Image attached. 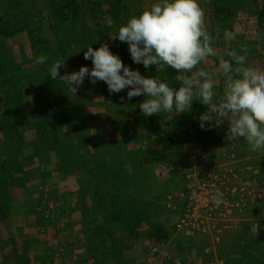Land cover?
Here are the masks:
<instances>
[{
	"label": "rangeland",
	"instance_id": "obj_1",
	"mask_svg": "<svg viewBox=\"0 0 264 264\" xmlns=\"http://www.w3.org/2000/svg\"><path fill=\"white\" fill-rule=\"evenodd\" d=\"M154 2L0 0V264H135L142 242L151 264L167 246L185 254L191 243L174 224L194 148L201 152L194 166L219 160L227 187L238 191L225 205L230 213L218 216L227 230L240 221L246 241L228 264H264V155L243 140L225 141L227 122L209 140L177 142L175 135L199 126L207 111L199 101L185 113L145 117L143 95L122 101L124 90L110 94L88 77L73 94L47 77L56 60L65 61L60 75L91 69L84 51L107 43L125 66L178 88L174 69H145L133 63L127 43L111 38ZM199 3L217 52L203 67L215 68L228 49L245 44L248 65L264 69V0ZM224 29L235 41L223 40ZM41 55L48 57L42 65Z\"/></svg>",
	"mask_w": 264,
	"mask_h": 264
},
{
	"label": "clouds",
	"instance_id": "obj_2",
	"mask_svg": "<svg viewBox=\"0 0 264 264\" xmlns=\"http://www.w3.org/2000/svg\"><path fill=\"white\" fill-rule=\"evenodd\" d=\"M215 32L220 34L219 25ZM111 38L127 43L133 63L142 64L145 69L153 65L157 72L174 69L179 87L125 66L107 43L96 49L89 46L84 51V59L92 62L91 69L81 66L79 71L60 75L59 69L65 61L56 60L47 77L63 81L73 94L85 77L92 84L105 82L110 94L129 89L128 100L145 97L138 106L145 117L162 112L185 113L197 100L207 108L199 116L202 130L220 128L227 122L225 141L243 140L250 151L264 155V69L248 65L249 49L245 44L239 46V52L228 49V59H220L215 68L203 67L217 52L212 46L213 36L206 29L205 11L199 0H156L121 24ZM235 39L233 31L223 30L226 43ZM47 60V56L41 55L36 63L42 65ZM217 81L222 82L219 91ZM211 201L219 207L225 203L224 194L216 190Z\"/></svg>",
	"mask_w": 264,
	"mask_h": 264
},
{
	"label": "crops",
	"instance_id": "obj_3",
	"mask_svg": "<svg viewBox=\"0 0 264 264\" xmlns=\"http://www.w3.org/2000/svg\"><path fill=\"white\" fill-rule=\"evenodd\" d=\"M218 161H215V163L202 162L197 166L193 165L195 164L194 162L189 161L190 164L187 171L192 179L197 180L203 177V172L205 168L213 167L214 169L219 171L222 177L226 179L228 185L231 186V181L230 180L227 181L226 174H223V172L217 168L216 165L217 163H219ZM190 176L188 178H190ZM237 192H235V190L232 191L233 195L238 196ZM235 201L237 200L232 199L231 202H235ZM178 206L179 207L177 208L178 209L177 211L179 213L178 215L179 218L183 206L182 198H180V200L178 199ZM239 223L240 221L239 222L233 221V225L230 226L232 227L233 230L232 229L227 230L228 224L226 220L216 216L214 219L207 221V228L204 234L199 233L196 234L195 236H192L193 238H189L183 233L182 237L185 240H187L188 243H191L188 247L190 248V250L185 249L184 247L182 248L185 254L177 255V253H180L181 251L176 250L177 249L175 246L176 244H174L173 247H171L169 250H168V246L166 249L161 250V253L157 254V256L152 258V261H154L155 264H228L231 255H235V253H238V251L239 252L244 251L246 248V246H244V242L246 243V241L243 237H241L242 230L240 228L241 224ZM223 227H225L226 229H224ZM1 230L2 229H0V233ZM194 245H198V246L195 247ZM256 245L259 246L258 244ZM248 248L246 250H248ZM138 252L141 255H140V259H138V261H136L135 264H151L150 249L149 246H147V244L144 245V243L142 242L141 249L139 251L136 250L135 253L137 254ZM108 264H115V263L110 262Z\"/></svg>",
	"mask_w": 264,
	"mask_h": 264
},
{
	"label": "built area",
	"instance_id": "obj_4",
	"mask_svg": "<svg viewBox=\"0 0 264 264\" xmlns=\"http://www.w3.org/2000/svg\"><path fill=\"white\" fill-rule=\"evenodd\" d=\"M212 136V131L202 130L200 126L194 129L187 130L184 134L174 136L177 142H196L199 140H209ZM201 157V152L198 148L191 149L188 152L190 161H197ZM226 179L222 177L218 170L211 168L206 169L203 177L200 179L188 178L184 192L181 194L182 211L174 224L176 232L186 233L188 236H195L205 231L204 224L208 220L214 219L216 216L230 213L228 205L229 197L232 195V190L227 187ZM221 191L224 194L225 203L222 210L216 212V207L211 201V196L216 192Z\"/></svg>",
	"mask_w": 264,
	"mask_h": 264
},
{
	"label": "trees",
	"instance_id": "obj_5",
	"mask_svg": "<svg viewBox=\"0 0 264 264\" xmlns=\"http://www.w3.org/2000/svg\"><path fill=\"white\" fill-rule=\"evenodd\" d=\"M74 4V0H69V3H68V5H69V7H71L72 5ZM129 89H125L123 92H122V94H123V97H124V99L126 100L127 99V91H128ZM108 169L107 170H109V169H115V168H118V167H114V168H112L111 166H106ZM111 170V171H112ZM110 171V170H109ZM116 189H117V187H116ZM97 200H98V198H97ZM112 262V261H111ZM110 263V262H109ZM116 263V262H115ZM106 264H108V263H106Z\"/></svg>",
	"mask_w": 264,
	"mask_h": 264
}]
</instances>
